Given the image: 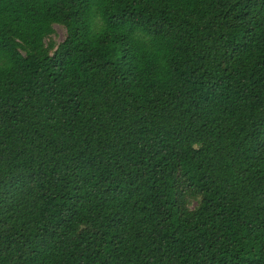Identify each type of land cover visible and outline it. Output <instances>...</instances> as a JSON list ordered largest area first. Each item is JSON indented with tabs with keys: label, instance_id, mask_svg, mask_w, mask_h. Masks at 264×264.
<instances>
[{
	"label": "trees",
	"instance_id": "1",
	"mask_svg": "<svg viewBox=\"0 0 264 264\" xmlns=\"http://www.w3.org/2000/svg\"><path fill=\"white\" fill-rule=\"evenodd\" d=\"M0 264H264V0H0Z\"/></svg>",
	"mask_w": 264,
	"mask_h": 264
},
{
	"label": "rangeland",
	"instance_id": "2",
	"mask_svg": "<svg viewBox=\"0 0 264 264\" xmlns=\"http://www.w3.org/2000/svg\"><path fill=\"white\" fill-rule=\"evenodd\" d=\"M55 31L56 33L53 38L59 43L65 38V30L60 26H55Z\"/></svg>",
	"mask_w": 264,
	"mask_h": 264
}]
</instances>
